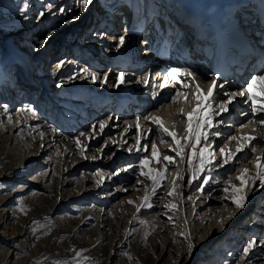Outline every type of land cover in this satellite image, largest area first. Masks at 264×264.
I'll list each match as a JSON object with an SVG mask.
<instances>
[{"label":"rangeland","instance_id":"rangeland-1","mask_svg":"<svg viewBox=\"0 0 264 264\" xmlns=\"http://www.w3.org/2000/svg\"><path fill=\"white\" fill-rule=\"evenodd\" d=\"M36 3H38L36 0L31 2L0 0V131H2L1 127L3 128L2 120L10 116L8 110L12 109L7 100L10 91L14 90L11 94L15 97L14 87L17 83L26 81L25 76L28 77L27 59L22 54L28 53L29 60L35 61V55L38 52H45L51 38H54L51 43L53 47L60 36L65 34L64 23L58 29L53 25L51 29L44 31L43 39L41 38L45 46H42L41 41L30 42L27 47L21 46L22 54L18 53L16 47L11 46L19 45V41H15V38L19 36L24 26L32 24L26 22V19L30 14L32 16L31 11L28 13V10H31L30 6ZM41 7L35 19L36 22L40 21L38 25L43 22L42 15H46V10ZM73 22L74 20H70L66 25L70 26ZM50 25L51 23L48 22V26ZM72 38L70 37L69 40ZM63 39L67 40V37ZM51 46L44 54L49 52ZM23 48H27L24 53ZM17 54H20L21 58ZM88 56L90 57L91 54ZM39 57L40 55L37 56ZM60 94L52 95V99L58 101ZM29 98V94L23 96L20 105H24ZM71 105L64 106V115L61 116L69 117L72 123L84 128L86 120L79 123L82 118L79 119L78 112L73 115L70 111ZM39 106L40 103L34 101L29 108L31 111H36ZM49 108L50 106L47 105L46 111ZM11 111L14 112L9 117L10 121L7 123L5 121L6 124L11 123L9 133L0 137V264H240V259L244 255L243 249L250 243L249 239L245 241L248 236L243 235V229L240 230L241 227L246 229V226L238 224L239 230H234L227 236L232 237L229 241L231 251L224 248L217 251L219 249L216 245L196 244V238L204 241L206 237H211L208 244L215 242L217 238L214 239V235L219 232V229L216 230L219 226L216 225L213 232L210 226L214 222L223 220V216L214 214L209 207L201 211L195 209L196 203L193 202V198L198 194L199 188L191 193L183 191L179 198L176 191L175 194L169 195L173 186L165 181L157 187L155 195L150 196L152 206L139 207L144 197L151 193L153 185L146 189L143 184L137 185L138 181L134 178L124 179L129 182L119 178V180L114 179L110 187L109 185L103 187V183L110 178V175L113 176L112 178L116 174L125 176L122 165L120 169L110 170L106 167H92L90 164L98 158L106 139H100L94 150H91L92 147H88L90 145L88 144L82 156L80 147L75 142L79 139L76 133H69V136H62L57 138L58 141L51 142L49 136L52 134V128H42L43 138L35 136L27 139L23 129L18 131L13 129L15 126L13 117L18 107ZM108 113L103 117L105 121L109 120L108 124H110L112 117ZM55 118L57 116L53 114V119ZM41 120L54 128L61 126V124L56 126L53 121L46 120L42 116ZM60 121H63V118ZM43 126L44 122L35 124L36 128ZM64 126V129H68L67 124ZM79 141L84 149L86 140ZM167 143L172 144L170 141ZM119 145L120 147L113 146L110 153L104 152L107 145L104 146L102 154L107 155L109 159L117 152L121 153L123 147ZM84 156L88 158L85 159ZM178 166L179 164L176 167L174 165L169 173L177 177ZM189 181L190 178L187 177L183 184L184 189L188 188ZM223 195L224 193H221L218 196L222 198ZM181 200L185 202L183 213ZM129 201L132 203L130 204ZM201 202L203 204L204 201ZM172 205L176 207L172 208ZM262 205L257 204L250 215L256 217L254 214L257 213L259 219L260 213L264 211L260 209ZM197 212H200V215L196 216ZM210 212L213 214L210 215ZM243 214L237 216L235 223ZM208 216L213 221H207ZM188 219L189 222L194 221L196 233L191 226L188 239L181 237L179 242L170 245L168 254L162 246L156 247L161 240H166V232L178 231L173 226L165 228L163 223L174 221L179 227V222L181 225L182 220L187 222ZM232 225L229 224L224 228L222 236L228 233ZM263 230L264 227L259 229L261 235L254 234L257 239L264 238ZM190 241L197 250L195 255L193 251L189 255ZM210 246H212L211 250L210 248L208 250ZM239 246L242 248L238 251ZM258 246L264 248L261 242ZM179 252L188 254L179 257ZM228 252L238 253L240 256L228 257ZM226 256L227 260L224 261Z\"/></svg>","mask_w":264,"mask_h":264},{"label":"bare ground","instance_id":"bare-ground-1","mask_svg":"<svg viewBox=\"0 0 264 264\" xmlns=\"http://www.w3.org/2000/svg\"><path fill=\"white\" fill-rule=\"evenodd\" d=\"M31 2V0H27ZM38 3L32 4L30 6L32 13V16H28L26 19V22L29 24L32 22L31 25L24 26L20 31L21 33L17 38H15V41H19V45L12 44L11 46L16 47V50L18 53L22 54L21 46L27 47V44L30 42H40L41 38L43 37V33L46 29H51L53 25L57 26V29L59 26H61L63 23L65 24V34L63 36H60V39L66 38L69 40V38L73 37L70 40L76 39V33H78L80 30H83V28L87 27V30L92 29V33L90 34L89 38H86L83 34L80 35L79 40L83 42V44H89L91 47H84L85 51L81 52L79 50L77 54H75L73 57L70 58V53L68 54V49L65 47L64 49V56H56L52 48L47 52L46 54H43L44 63L43 66H49L53 69L55 68L54 72H59V75L61 74V78H67V82H63L59 80V75L56 77L54 84L56 81H60L59 85L61 83H65V86L63 84V90L57 89V87L53 86V89L51 91L47 92H40L38 91L36 87L40 86V83L34 79V72H36V68L40 67L38 65H34L35 61H30L28 53L26 55L22 54L26 61V65L28 67V76L31 77V80L33 81L32 84L27 85L26 82L17 83L15 88V97L11 93L14 92V90L10 91L9 97L7 98L9 104L11 105L12 109L18 107V111L15 113V116L13 117L15 126L13 129L16 131L18 130H24V133L27 135L26 138L29 139L31 137H42L43 138V130L52 128V134L49 136L51 142L58 141L57 138L62 136H69V133L77 134L78 140H86V146L84 147V152L86 151V147L88 144H90L88 147H92L91 150H94L95 147H97L98 143L101 141L100 139H106L102 149L100 150L98 154V158L96 160H93L91 164L92 167H106L110 170L119 168L122 165V171L125 173V176L121 174H116L114 178L110 175V178L107 179L103 183V187H109L112 185L111 183L114 181V179H130L134 178L136 179L137 185L143 184L146 189H148V186L153 185V180L148 179L146 176L141 175V168L140 163L142 160L146 161V165L143 169L145 173L151 174L154 178L156 173L163 172L164 173V179L161 181V184L163 182H167L168 185L175 186L176 189V195L180 196L182 195L183 191L191 193L196 188H199L198 194L194 196L193 202H195V209H206L207 207L211 208L212 211H214V214L223 216L224 223L221 224L220 221L218 223H212L211 224V231L213 232V229L218 225L219 227L216 228V230L219 229L218 233H215L214 239L217 238L215 242H212L208 244V240L211 237H206L204 241L201 239H195L196 244L201 245H216L217 251H220L222 248L226 250L231 249V241L232 238L227 237L230 235L232 231L239 230L238 227L240 226H246V229L243 228V235L248 236L245 241L249 239V242L255 240L256 243L253 246L252 249L249 250V253L247 255H243V257L240 259V264H264V248H260L258 246V243L261 242L264 244V238L257 239L254 234L260 233V228L263 229L262 225H264V211L261 212L259 215V219L257 217H252L250 215L251 210H254L257 204L262 205L260 209H264V188H261L260 181L257 180L255 183V186H250L244 189V195L246 196V200L244 203V207L241 209H237L229 199H223L218 196L219 194L223 193V189L225 187H229V182L232 185H235L237 188H240V181L236 179V176L239 175V169L247 168L250 171L251 175H255V167L253 163L251 162H245L248 160L250 156V149L246 148L245 152L243 153H237L236 158L231 161L230 163L226 165L220 166L222 164L223 157L219 155L218 149L219 147L224 146L225 142L227 141V138L230 135L236 134L237 131L242 127L243 124L247 123L251 119V111L249 108V104L246 109V116L241 118L239 122H234L232 119L230 122L226 121V119H220L216 117V120H224L225 123L220 124L217 128H214L212 131L220 132V136L211 137V143H213L212 148L217 150V159L216 163L214 165H205V171L210 167L211 171L209 174L205 173L202 177H199V179H193V172L192 170L188 169L187 165V158H188V149L185 150V161L181 162L178 157H176L175 153L172 151L174 145V142L171 141L170 137H163V134L160 133L157 130L156 125L152 124L150 120L145 119L146 116L149 115H155L160 118H162L165 122V126L169 128L170 131H174L177 133V138L181 139L183 142V135L184 130L187 127L186 124V117L184 120L181 119L180 115V109H183L185 113L191 111V103H185L183 100V97L177 98V103L173 104L171 103V96H173L178 90L182 92L189 93V100H193V96L195 94L194 88H183L182 85L185 82H191V78L186 77L185 74L189 73L186 72L187 69H181L182 71H179L178 79L181 83H176L172 86H169L171 91L164 93L162 97H160L156 102L148 103L147 105H139L136 102V99H138L139 95L145 91V88L143 84H145L146 80V73L150 71L151 75L149 77V80L153 79V74L156 72L157 66H162L164 61H159L158 63H153L154 60L149 59V57H155L156 54L153 53L152 49L146 48L145 44H142L140 42L137 43H131V42H124L119 49L120 52L126 51L127 55H130V53H134L135 49H132L131 45H137L138 50H144V60L137 59V63H132L133 68H135L136 72H132L128 74H123L124 76V83L120 87V93L119 101H116L113 105V107L109 110L108 115L112 117L111 123L108 124L109 120L105 121V117H103L108 112V106L105 104H101L98 108V110H95L94 105L88 106V110H86V106H78L76 107V103H71L75 100H70L72 98V95H85L86 94V84L93 79V76L96 77V75L108 73L107 75V82L113 86L114 85V78L118 77L116 82V85L120 81V74L117 73L118 69L126 70L125 67V61L122 57H124V54H119L118 56H115L116 51L118 50L115 46H110L108 42H105V39L103 40L104 35L99 36L97 33L101 32V30H98L99 27L101 28V24L103 21H106L112 13L108 12V8L110 4L106 3L109 0H91V3L87 5L86 8L83 7V0H36ZM54 1V2H53ZM187 2H191L194 0H185ZM235 0H210L212 7H217L222 9L225 7L228 3H232ZM52 2V4L50 3ZM92 2L94 5H92ZM116 0L111 1V5L116 3ZM72 4V5H71ZM119 4V3H118ZM43 6L44 10H46V15L41 17L43 19V22L38 25V22H36L37 13L39 14ZM62 9H65L64 11ZM97 9H101L99 11V15H101L100 20L96 24V26H92L94 24L92 22V17L96 13ZM39 11V12H38ZM62 12V14H61ZM80 14V16L78 15ZM98 15V17H99ZM98 19V18H97ZM70 20H74L73 24L70 26H67L66 24H69L68 22ZM25 22V23H26ZM48 22L51 23L50 26H48ZM89 22V23H88ZM66 29L68 31H66ZM61 31V30H60ZM63 31V30H62ZM95 31L97 33H95ZM113 32V33H112ZM119 33V28L115 26L113 30H111L109 33H107L109 36H116V34ZM111 34V35H110ZM75 35V36H73ZM120 37V35H119ZM84 38V39H83ZM43 39V38H42ZM64 40V39H63ZM90 40V41H89ZM67 41V40H65ZM90 42V43H89ZM43 44L42 46H45V42L41 41ZM52 45V44H51ZM22 46V47H23ZM54 47V46H53ZM89 48V49H87ZM25 49V50H24ZM27 48H23V53ZM106 50H114L113 56L109 58L107 61H105V56H101L100 53L106 52ZM46 52V51H45ZM39 53V52H38ZM88 54H91L89 57ZM123 55V56H122ZM36 57L38 55H35ZM40 55L39 59L42 57ZM35 57V58H36ZM140 57H143L141 55ZM257 56L255 57V59ZM60 59V60H59ZM149 59V60H148ZM56 62V63H55ZM263 59L260 60L259 63H262L263 65ZM55 64V67H52V65ZM185 62L181 59H177L173 65L177 66H183ZM51 65V66H50ZM255 64L254 66H256ZM262 65L258 68L260 71V68ZM127 66L129 70L130 67ZM107 67V70L105 71L104 68ZM147 68V69H146ZM203 66H197L193 70H190L191 73L195 76V80L199 83L201 87H203L206 91L208 89V85L210 84L209 77L203 73L201 70ZM150 69V70H149ZM141 71V72H140ZM263 71V70H262ZM153 73V74H152ZM100 76V75H99ZM194 80V81H195ZM47 85H50V83H47ZM89 85V84H88ZM229 84H225L223 88H220L219 90L214 93V96L216 100L222 101L226 99L224 93H238L236 86H228ZM135 91L138 92V95L136 96L135 100L132 102L129 101V97H131V94ZM62 93V94H60ZM11 94V95H10ZM29 94L30 98L26 99V103L24 105H20L21 102H23V96ZM33 94V95H32ZM60 94V98L58 101H55L52 99V95L56 96ZM36 96L37 98H35ZM236 99L240 100L241 96H236ZM22 99V100H21ZM25 99V97H24ZM38 102L40 103V106L36 108V111H31L29 108V105L32 102ZM71 101V102H70ZM30 102V103H29ZM72 104V105H71ZM120 104L119 110H117L116 113H113L112 109H116V105ZM20 105V106H19ZM49 105L50 108L48 111H46V106ZM72 106L71 110L73 112V115H76V112L83 110L88 111L85 114L84 120H86V123L84 124V128H81L79 125H75L72 123V119L69 117H62L61 115H64V106ZM44 106V107H43ZM9 109V108H8ZM11 109V110H12ZM10 109L8 110V115L13 113ZM34 110V109H33ZM230 112H234V108H230ZM245 113V112H244ZM53 114H56L57 118L53 119ZM107 115V116H108ZM7 116L4 120H2L1 125H3V128L1 127L2 131H0V137L4 136L5 134L9 133L10 129V122L6 124L8 121H10L9 117ZM41 116L43 118L50 119L53 121L56 126H61L54 128L52 126H49L45 121L41 120ZM103 117V118H102ZM137 117H139V120L137 121ZM61 118H63V121H60ZM134 118V119H133ZM6 121V123H5ZM40 122H44V126L41 128H36L35 124ZM103 123L104 127L101 130L100 124ZM137 123H139V127H137ZM6 124V126H4ZM64 124L68 125V129H64ZM90 128L89 131L86 128ZM255 127L257 131L253 132L251 129ZM44 128V129H42ZM82 130V131H81ZM78 131L79 134L77 133ZM120 132V133H119ZM81 133H84V135H81ZM243 135H255L259 139H261L262 142H264V130H261L259 126L257 125H250L248 128L243 129ZM92 136V139H91ZM165 139L167 141H170L172 144L169 145L168 143H161V139ZM48 140V139H47ZM77 139L75 140V142ZM203 141L199 145H197V152L199 151V148L203 145ZM254 144L256 142H253ZM123 147L122 152H117L115 155L111 156L109 159L106 156L102 154L104 150V146L107 145V148L104 152L110 153L112 150V147L115 145H120ZM156 145L155 154L152 149V145ZM229 148H232L233 151L235 150V142L228 143L227 145ZM72 151V150H71ZM96 152V151H95ZM257 156L264 155V148H261L259 145H257V151L255 153ZM165 156H171L173 158V163L169 164L168 161L164 159ZM108 160V161H105ZM193 165L195 166L198 164V160L195 156L192 157ZM159 161V162H158ZM113 162V163H112ZM179 164V168L177 170V174H180L183 176V179H178L175 177V175L169 173V170L171 168L176 167V165ZM118 166V167H117ZM188 178H190L188 188L184 189L183 184L184 181ZM211 177V179L208 180L207 184H203L202 181L207 178ZM128 180H124L126 182H129ZM109 183V184H108ZM160 184V185H161ZM203 189L202 196H200V189ZM231 190V189H230ZM125 191V190H124ZM211 194V195H210ZM168 195V194H167ZM210 196V197H209ZM212 196V197H211ZM203 200V204L201 202ZM198 201H200L198 203ZM198 203V204H197ZM185 202L181 200L182 205V213H183V206ZM200 206V208H198ZM252 207V208H251ZM232 208V209H231ZM141 210L139 209V212ZM185 211V210H184ZM237 212V213H236ZM253 212V211H252ZM211 213V212H210ZM244 213V214H243ZM211 213L210 215H212ZM239 214H243L241 218L235 223L237 216ZM200 215V212L196 213V216ZM220 216V217H221ZM225 217V218H224ZM172 220V219H171ZM190 219L185 222H183L179 227H177V224H175L174 221H169V223L164 224L163 226L166 228V226H173L177 228L178 231L176 232H166V240L163 239L159 243L156 244V247H163L165 249V252L168 254L170 250V245H174L175 243L180 241V238L188 237V231L191 230V226L194 227L195 233L197 232V229L195 228V223L189 222ZM207 221H213L211 217L208 216ZM189 222V223H188ZM257 223V224H255ZM233 224L228 233L224 236H222V232L224 228L229 225ZM254 224V225H252ZM258 225V226H256ZM251 227V228H250ZM242 228V227H241ZM256 228V229H254ZM163 230V228H162ZM242 230V229H240ZM185 231V232H184ZM242 233V232H241ZM252 235H254L252 238ZM260 238V237H259ZM236 240V239H235ZM233 240V241H235ZM193 242V240L191 239ZM190 241V242H191ZM229 242V243H228ZM249 244V243H248ZM237 245L235 244V247ZM247 246V245H246ZM211 247H208V250ZM242 246H239L237 250H241ZM201 247L199 248V250ZM234 249V247L232 248ZM194 255L196 254L197 250L194 248L192 249ZM191 251V252H192ZM231 251V250H230ZM189 252V249H188ZM220 253V252H219ZM188 253H178L179 257H184ZM230 252L227 253V256H235L239 258V254H231ZM227 256L224 258V261L227 260ZM237 260H235L236 262ZM235 264V263H234Z\"/></svg>","mask_w":264,"mask_h":264},{"label":"snow or ice","instance_id":"snow-or-ice-1","mask_svg":"<svg viewBox=\"0 0 264 264\" xmlns=\"http://www.w3.org/2000/svg\"><path fill=\"white\" fill-rule=\"evenodd\" d=\"M90 0H83V7L86 8L89 4ZM120 44L124 43V37H120L119 40ZM177 70L175 68L171 69L165 78V83H168L167 77H171V80L176 83H181L176 75ZM123 75V74H121ZM186 77H191V80H195V76L193 73L189 72L185 74ZM95 79V76H93ZM264 85V74L255 75L251 78L250 82L248 83L246 89L240 91L238 93H227L225 92L224 95L226 99L222 101L216 100L214 96V90L219 86L223 87L222 84L217 85L216 78L208 85V89L206 92L201 90L199 84L195 85V94L193 96V100H189V93L177 91L173 96H171L170 100L171 103H177L178 97H183L185 103H191V111L185 113L183 109H180L181 119L184 120L186 117V124L187 127L184 130L183 135V142L181 139L177 138V133L174 131H170L168 127L165 126V122L162 118L149 115L146 116L145 119L151 121L152 124L156 125L157 130L163 134V137H170L171 141L174 142V147L172 151L175 153L176 157L179 158L181 162L185 161V150L188 149V158H187V165L188 169L192 170L193 172V179H199L200 175L205 171V165H214L217 159V150L211 147V137L220 136L221 133L217 131H212L214 128H217L220 124L225 123L224 120H216V117L223 116L224 114L230 111V105L235 103V97L241 96L244 97L247 95V100L250 101L249 108L251 111V119L242 125V127L237 131L236 134L230 135L227 138L224 146L219 147L218 152L219 155L223 157L222 165H226L233 161L236 158L237 153L245 152L246 148L250 149V156L248 160L245 162L253 163L255 167V175H251L249 169L242 168L239 169V175L236 176V179L240 181V188H237L235 185H232L229 182V187H225L223 189L224 195L222 196L223 199H229L231 203L237 208L241 209L244 207V203L246 200V196L244 195V189L250 186H255L257 180L260 181V187L264 188V155L257 156L255 155L257 151V145L261 148H264V142L261 141L255 135H243V129L248 128L250 125H257L261 130H264V87L260 89V96L254 91V86L256 84ZM191 82L183 83V88H192ZM139 117H137V121ZM104 124H100V129L102 130ZM137 127H139V123H137ZM253 132L257 131L255 127L251 129ZM84 135V133H81ZM203 141V145L199 148L197 152V145H199ZM168 141L165 139H161V143H167ZM235 142V150L233 151L232 148H229L227 145L228 143ZM253 142H256L255 144ZM76 144L80 147L81 155H84V149L80 146V141L77 139ZM153 152L155 154L156 145H152ZM195 156L198 160V164L195 166L193 165L192 157ZM87 159V156H84ZM95 159V157H93ZM164 159L168 161L169 164L173 163V158L171 156H165ZM159 162V161H158ZM146 165V161L142 160L140 163L141 168V175L146 176L148 179L153 180V188L150 194L144 197L143 203L139 207L143 208H150L152 205L150 203V196L155 195L157 187L160 186L161 181L164 179V173L158 172L155 175V178L143 171ZM208 172L211 171L209 167L207 169ZM178 179H183V176L177 174ZM211 177L205 178L202 183L207 184L208 180ZM231 189V190H230ZM175 186L173 187L172 192H169V195L175 194ZM200 191L202 192L203 189L201 188ZM131 204L132 201H129ZM166 207H168L166 205ZM175 208V205L171 206ZM143 223V222H142ZM221 224L224 223L223 220L220 221ZM188 239V237H185ZM256 241H251L247 247L243 249L244 255L249 253V250L253 248ZM195 247L194 244L189 242L188 249L189 255L191 254L192 249Z\"/></svg>","mask_w":264,"mask_h":264}]
</instances>
